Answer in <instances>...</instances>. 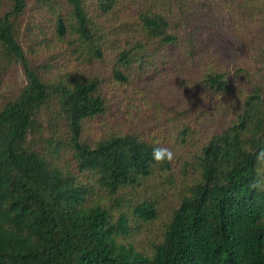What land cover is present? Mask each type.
Returning <instances> with one entry per match:
<instances>
[{
    "label": "trees",
    "instance_id": "1",
    "mask_svg": "<svg viewBox=\"0 0 264 264\" xmlns=\"http://www.w3.org/2000/svg\"><path fill=\"white\" fill-rule=\"evenodd\" d=\"M217 2L232 69L182 0H0V87L13 66L23 75L0 100V264H264V0ZM169 47L201 61L195 107L109 125L108 90L129 105L133 77L168 68ZM154 147L174 159L156 164ZM160 185L173 206L138 249Z\"/></svg>",
    "mask_w": 264,
    "mask_h": 264
},
{
    "label": "rangeland",
    "instance_id": "2",
    "mask_svg": "<svg viewBox=\"0 0 264 264\" xmlns=\"http://www.w3.org/2000/svg\"><path fill=\"white\" fill-rule=\"evenodd\" d=\"M182 1L184 5L190 6L193 15L197 17L202 25L199 30L200 39H205L209 34L218 33L225 43H227L230 48L228 57L231 61L230 69H232V65L237 62L239 50L237 48L238 45L228 40L222 31L227 21V15L222 4L218 3L217 0ZM167 13H170L168 14L170 24L177 20L176 16L178 11L175 7H171V11ZM250 14L255 15L252 20L257 25V28L255 25L252 27L253 32H255L262 26L263 16L254 11ZM112 22H114L113 18L107 17L104 27H110ZM256 49H258V46H256ZM166 54L167 58L165 61L169 62L166 64L168 68L160 67L154 70L149 69L133 77L139 91L132 93L130 96L127 94L128 98L126 101H129V105H125L120 101L119 91L115 89L108 90L106 100L109 111L104 116L108 119L109 125L115 128H123L129 126V121H136L137 123L145 125L147 124V119L146 116L142 115L143 109L153 111L157 114L158 118H161L167 114L172 117L177 112L191 110L195 107L193 100L198 96L196 79L202 67L199 57L187 58L175 47H169ZM22 83L23 75L20 68L13 66L5 76L3 84L0 87V100L2 97L14 91ZM126 106L129 108L124 115ZM211 113L214 114L213 119L208 116L204 118L210 125H213V123L219 124L217 122V113L214 111H211ZM154 192L160 193L158 194L157 216L148 224L140 223L139 231L132 236L134 244L138 249L147 250L149 243L159 237L162 224L166 221L168 212L173 206L172 195L167 186L160 185V188Z\"/></svg>",
    "mask_w": 264,
    "mask_h": 264
},
{
    "label": "clouds",
    "instance_id": "3",
    "mask_svg": "<svg viewBox=\"0 0 264 264\" xmlns=\"http://www.w3.org/2000/svg\"><path fill=\"white\" fill-rule=\"evenodd\" d=\"M175 153L171 148L168 147H154L151 155L152 161L156 164H163L171 162L174 159ZM257 160L264 163V150H261L257 154Z\"/></svg>",
    "mask_w": 264,
    "mask_h": 264
}]
</instances>
